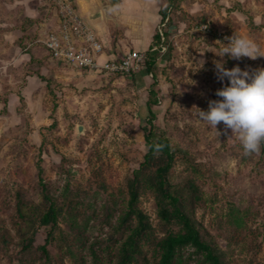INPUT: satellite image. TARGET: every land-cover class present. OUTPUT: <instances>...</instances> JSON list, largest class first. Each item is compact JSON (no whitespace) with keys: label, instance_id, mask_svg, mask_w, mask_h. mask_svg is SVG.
I'll return each instance as SVG.
<instances>
[{"label":"rangeland","instance_id":"374dc122","mask_svg":"<svg viewBox=\"0 0 264 264\" xmlns=\"http://www.w3.org/2000/svg\"><path fill=\"white\" fill-rule=\"evenodd\" d=\"M159 1L163 9L166 0ZM176 1L163 29L165 50L155 51L151 73L107 75L46 53L42 40L56 22L55 0H0V264H115L128 235L120 221L135 176L137 206L150 229L131 264L157 263L159 241L180 226L157 215L152 178L163 158L140 166L148 150V104L153 136L167 137L174 155L170 190L202 238L214 244L222 264H264V143L245 155L223 122L217 135L196 116L197 108L221 99L216 90L228 83L217 79L216 60L250 72L264 67V56L216 54L225 46L220 42H229L219 41V33L251 38L264 54V0ZM24 7L37 8L35 23L23 18ZM207 24L210 35L196 29ZM103 25L107 34L119 28L112 20ZM19 26L25 34L16 38L11 31ZM17 45L33 51L31 61L14 57ZM34 72L43 80L27 82ZM18 89L25 90L23 102L12 103L9 93ZM43 184L58 211L52 229L17 214L19 197L30 218L45 209ZM25 239L30 248L23 247ZM45 243L48 260L40 250ZM191 254V248L184 251L186 258ZM192 257L188 264L199 256Z\"/></svg>","mask_w":264,"mask_h":264},{"label":"trees","instance_id":"16d2710c","mask_svg":"<svg viewBox=\"0 0 264 264\" xmlns=\"http://www.w3.org/2000/svg\"><path fill=\"white\" fill-rule=\"evenodd\" d=\"M178 5L179 2L176 0H166L165 7L160 11L161 17L164 18L168 14L169 9L173 7L178 8ZM26 20L33 23L36 21L35 19ZM23 30H25L24 27ZM157 39L158 35L155 33L153 35V42L149 49H151ZM44 49L46 53L50 55L45 47ZM149 49L146 53L147 60L145 70L147 73H151L156 58V52H150ZM25 52L29 53L30 50L25 49ZM32 74H36L40 80H43L40 73L34 72ZM17 96L19 98V102H23V96L19 91H17ZM148 114V124L150 126V130L144 135V140L148 146V150L144 155V161L140 166L143 167L149 164L151 159L156 155L163 158V163L155 167L152 178L153 193L156 198L157 215L164 222H176L180 226V230L178 232L169 233L159 241V257L156 264H188V261L193 258L192 254L199 256L198 259H196V264H222V259L220 255L216 253L214 244L202 238L197 224L193 221L190 215H188V213L181 208L180 198L170 190L168 173L172 167L174 155L167 137L164 135L154 137L152 134V120L155 118V114L150 108V104H148ZM41 173L42 170L39 167L38 177L40 181L42 179ZM41 186L43 199L46 203L45 209L36 214L35 212H32V218H30L26 215L23 209L26 205L19 197L17 201V214L20 219L27 223L31 224V222L34 221L39 227H50L52 229L56 225L58 211L54 202L46 193L44 184ZM127 192L128 200L126 211L121 217L120 224L121 226L128 225V235L119 248L118 260L115 264H131L134 261L135 255L141 253L140 242L150 229V225L145 214L137 206L139 198L137 176L128 182ZM25 210H28L27 206ZM29 211L31 210L29 209ZM132 222L134 223L132 224ZM47 242L48 240L46 239V243ZM46 243L40 247V250L44 255V258L48 260L49 253ZM23 247L25 249L30 248L31 239H25ZM187 248L192 249V254L188 255L186 258L184 256V251Z\"/></svg>","mask_w":264,"mask_h":264},{"label":"clouds","instance_id":"9594fccd","mask_svg":"<svg viewBox=\"0 0 264 264\" xmlns=\"http://www.w3.org/2000/svg\"><path fill=\"white\" fill-rule=\"evenodd\" d=\"M228 43L220 48L216 54L239 60L241 57L256 59L261 54L259 44L251 38L234 34L227 38ZM203 63V61H201ZM215 69L217 79L228 83L216 90L221 99L208 102L207 110L197 108V118L214 128L217 135V125L223 122L232 130V137H238L245 155L258 153L264 143V67L250 72L248 68H241L239 64L228 68L223 59L216 60Z\"/></svg>","mask_w":264,"mask_h":264},{"label":"built area","instance_id":"2783aa9c","mask_svg":"<svg viewBox=\"0 0 264 264\" xmlns=\"http://www.w3.org/2000/svg\"><path fill=\"white\" fill-rule=\"evenodd\" d=\"M55 10L57 25L42 40L52 59L85 71L107 75H135L145 69L147 51L129 50L122 55L107 53L94 31L78 14L73 0H55ZM168 20V14L161 17L156 32L158 39L149 49L150 52L165 50L163 29ZM196 29L212 34L208 24ZM217 38L219 41L227 40V36L222 33Z\"/></svg>","mask_w":264,"mask_h":264},{"label":"crops","instance_id":"0c3cea01","mask_svg":"<svg viewBox=\"0 0 264 264\" xmlns=\"http://www.w3.org/2000/svg\"><path fill=\"white\" fill-rule=\"evenodd\" d=\"M73 2L78 14L94 31L107 53L116 55H122L129 50L144 52L151 46L154 29L161 19L160 11L162 6L159 0H73ZM104 8L106 9L107 17L105 16ZM36 14L37 8L24 7L22 10L24 19H35ZM104 20L114 21L119 28L115 32L105 33ZM56 25L57 21L53 29ZM1 26H6V23ZM11 32L16 35V38H20L25 33L21 26L13 28ZM117 32V38L114 39L113 35ZM13 51L14 57L18 61H31L33 58V51L29 53L21 52L19 46H15ZM36 78H38L36 74L26 77L27 82L35 81ZM17 91L24 96L25 90L11 91L9 98L12 103L19 100Z\"/></svg>","mask_w":264,"mask_h":264},{"label":"water","instance_id":"95a60500","mask_svg":"<svg viewBox=\"0 0 264 264\" xmlns=\"http://www.w3.org/2000/svg\"><path fill=\"white\" fill-rule=\"evenodd\" d=\"M104 13H105V16L107 17V12H106V9L104 8ZM78 130L80 131V127L78 128Z\"/></svg>","mask_w":264,"mask_h":264}]
</instances>
